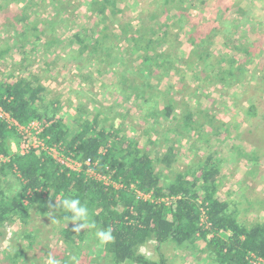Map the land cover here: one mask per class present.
<instances>
[{
  "label": "trees",
  "instance_id": "16d2710c",
  "mask_svg": "<svg viewBox=\"0 0 264 264\" xmlns=\"http://www.w3.org/2000/svg\"><path fill=\"white\" fill-rule=\"evenodd\" d=\"M123 1L40 0L44 13L35 16L30 7L37 0H0V13L11 5L22 7L20 13L0 14V20L26 54L38 50L47 28L68 24L63 51L71 62L115 76L114 90L136 106L153 134L142 145L124 135L121 123L118 129L108 126L109 114L96 111L90 99L78 101L72 116L61 113L57 100H46L47 88L39 80L1 73V108L21 124H45L41 139L47 146L61 147L83 165L89 161L120 188L88 178L84 170L71 171L40 149L11 153L8 138L16 135L0 120V156L7 159L0 163V179L14 176L20 188L9 195L0 187V224L11 218L27 224L31 213H52L63 225L61 264L68 255L99 256L91 247L111 264H169L158 252L164 244L197 247L210 264H255L264 259V223L239 219L219 194L231 161L221 153L202 154L201 147L225 136V124L204 108L214 101L216 87L257 85L264 92V13L257 11L264 0H143L133 17L128 7H120ZM83 17L91 22L89 29L79 20ZM29 39L32 48L25 51ZM207 83L216 87L207 89ZM246 101L244 117H256L254 102ZM186 141L194 150L192 159L174 167ZM136 192L150 200L138 199ZM65 196L86 204L98 227L111 226L114 241L103 248L88 246L94 230L76 234L71 223L65 226V213L55 210ZM148 241L156 243L155 258L140 252Z\"/></svg>",
  "mask_w": 264,
  "mask_h": 264
},
{
  "label": "rangeland",
  "instance_id": "374dc122",
  "mask_svg": "<svg viewBox=\"0 0 264 264\" xmlns=\"http://www.w3.org/2000/svg\"><path fill=\"white\" fill-rule=\"evenodd\" d=\"M39 1L37 0L33 4L36 5L37 3L38 6L30 5L35 16L44 13V5L40 4ZM79 1L85 2V0ZM134 1L136 0H125L120 3V7H128L127 12L132 17L137 15L143 4V0L137 1V4ZM260 6L261 4H259L257 11L264 13V7L261 9ZM20 8H22L20 5H11L9 12L0 14L6 16L20 13L22 12ZM28 10L26 9V12ZM82 11L84 12V10ZM79 20L84 23L87 29L90 28L91 22L86 21V17L79 18ZM54 21H58V19H53L52 22ZM3 22L4 19H1V76L4 74L5 77L9 78L13 75V79L21 76L36 78L42 86L44 85L47 88L46 100H57L63 108L61 113L66 115H68L67 113L73 115L74 109L81 99L94 100L93 108L96 111L101 108L103 113L109 114L108 126L112 124L113 128L118 129L121 123L124 135L136 137L142 145H145L149 137H153V134L147 131L151 125L148 123L147 126V123L140 118V112L136 110V106L133 107L132 104L124 102L122 97L118 96L114 90L115 76H111L106 72L101 74L99 68L95 65H91V68L84 70L71 62L67 53L63 51V47L65 48L68 44V42H65L68 24L63 25L59 21L57 22L58 26L54 25L53 29H48L47 25L46 32L40 36L41 41L36 43L39 47L38 50L26 54L20 46L22 42L20 43L19 40L16 43V37L13 38L10 34L12 30L6 28ZM48 22L49 20L46 18L43 24ZM38 27V33L41 34L44 29L43 25L38 24ZM32 42V39L24 42V44H27L25 45V51L32 48V45H28ZM48 42L50 44L46 48ZM188 75H190V72ZM215 87L209 86L207 83L206 88L212 90ZM216 89L214 101L205 103L204 108L211 111L217 119L225 124V136L218 141L209 142L207 146L203 145L201 152L202 154L210 151L221 153L223 158L228 156L226 160L231 161V164L227 167L226 176L222 181V185H220V196L229 201L230 206L242 222L264 223V92L261 93L257 85L249 88L247 85H239L236 89L221 90L219 87H216ZM220 95L223 97L216 102L217 97ZM246 99L252 100L256 107V117L251 119L245 118L241 109L246 108V105H244V103H247ZM233 100L242 101L239 105V102L234 104ZM86 105L88 103L84 104V106ZM103 109L107 110L103 111ZM71 116L68 117L70 124L73 123ZM14 134L16 135L15 131ZM23 144L30 145L23 137L17 135L8 138L11 153H20ZM185 144L187 146L182 147L181 159L173 164L174 167L178 165L180 167L185 161L192 159L194 150L188 146V142ZM232 147H235L236 150ZM246 155L251 156V159L248 160ZM14 185H17L14 176L8 175L0 179L1 190L6 194L12 191ZM11 219L0 224V264H43L44 258L49 254L61 261L66 248L59 237V229L63 225L55 215L31 213V219L27 224L20 223L17 218ZM87 245L97 246L95 238L91 244L87 243ZM156 247L154 241H148L140 248V252L155 258L157 254ZM91 249L93 252L97 251L100 255L96 257L95 254H84V252L79 255L71 254L72 256L68 255L69 259H65V264H75L72 260L73 256L76 257L78 264H93L94 262H96L94 264H111L96 247H91ZM158 250L166 257L169 264H210L197 247L184 249V251L172 244H164Z\"/></svg>",
  "mask_w": 264,
  "mask_h": 264
},
{
  "label": "built area",
  "instance_id": "2783aa9c",
  "mask_svg": "<svg viewBox=\"0 0 264 264\" xmlns=\"http://www.w3.org/2000/svg\"><path fill=\"white\" fill-rule=\"evenodd\" d=\"M0 120L7 125L9 130L13 132L15 131L17 136L23 137L27 141V143L30 144H23L20 148V154H24L25 151L30 148L40 149L47 153L49 157L53 158L71 171L82 172L84 170V173L88 178L102 182L106 186L112 185L116 188H120V185L113 183L111 180H109L108 177L98 173L95 170V165L91 164L89 161H86L83 165L80 161L73 159L71 156L65 155L61 147L47 146L41 139V133L45 127V124L37 120L31 121L27 125L21 124L17 120L13 119L10 114L1 107ZM6 160L7 159L5 157L0 156V163L5 162ZM136 195L138 199L150 200V196L148 194L136 192ZM255 264H264V259H258Z\"/></svg>",
  "mask_w": 264,
  "mask_h": 264
},
{
  "label": "clouds",
  "instance_id": "9594fccd",
  "mask_svg": "<svg viewBox=\"0 0 264 264\" xmlns=\"http://www.w3.org/2000/svg\"><path fill=\"white\" fill-rule=\"evenodd\" d=\"M20 191L19 185H14L12 191L9 195L13 193H18ZM59 207L65 213L63 219L67 221L65 226L69 223L73 225L72 232L79 234L84 229L94 230V238L98 247H106L111 244L115 237L113 235V229L111 226L108 227H98L95 220L90 216L89 208L86 204L82 203L79 198L65 196L59 201V205H55V210ZM49 216L52 213H48ZM72 260L75 264H78L76 257L73 256ZM43 264H61V261L55 256L49 254L44 258Z\"/></svg>",
  "mask_w": 264,
  "mask_h": 264
},
{
  "label": "crops",
  "instance_id": "0c3cea01",
  "mask_svg": "<svg viewBox=\"0 0 264 264\" xmlns=\"http://www.w3.org/2000/svg\"><path fill=\"white\" fill-rule=\"evenodd\" d=\"M225 178V176L223 177V179Z\"/></svg>",
  "mask_w": 264,
  "mask_h": 264
}]
</instances>
